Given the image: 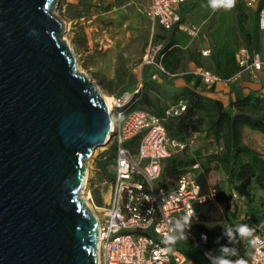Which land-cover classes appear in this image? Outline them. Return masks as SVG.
I'll list each match as a JSON object with an SVG mask.
<instances>
[{"label":"water","instance_id":"95a60500","mask_svg":"<svg viewBox=\"0 0 264 264\" xmlns=\"http://www.w3.org/2000/svg\"><path fill=\"white\" fill-rule=\"evenodd\" d=\"M56 1L0 0V264H98L81 193L111 115L61 37Z\"/></svg>","mask_w":264,"mask_h":264},{"label":"built area","instance_id":"2783aa9c","mask_svg":"<svg viewBox=\"0 0 264 264\" xmlns=\"http://www.w3.org/2000/svg\"><path fill=\"white\" fill-rule=\"evenodd\" d=\"M106 1L115 3L117 0ZM185 1L148 0L146 13L166 30L177 28L195 37L199 30L186 25L180 12ZM241 1L249 12L257 14L259 27L264 33V0ZM161 47V44H151L142 60V65H157L158 72L152 75V79L170 74L161 62ZM208 54L209 50L202 51V55ZM235 60L238 70L227 78L206 68L197 69L195 74L208 84L236 82L247 75L255 83H261L264 91V44L257 52L239 47L235 51ZM143 89L144 81L141 80L132 92L112 96L113 127L108 144L115 146L113 178L101 204L93 197L89 198L99 226L98 264H194L184 252L166 240L165 233L174 236L178 223L181 227V218L190 210L194 212V203L207 198L197 182L200 164L192 165L173 188L160 185L159 180L163 162L173 154L191 148L201 133H194L187 140L169 136L164 118L136 107ZM185 108V103L181 102L166 113L168 116L179 115ZM136 139L138 141L134 144ZM234 197H238L237 194ZM245 219L250 220V216L245 215ZM254 239L257 242L255 245L251 243L248 264H264V228L257 227L251 241Z\"/></svg>","mask_w":264,"mask_h":264},{"label":"trees","instance_id":"16d2710c","mask_svg":"<svg viewBox=\"0 0 264 264\" xmlns=\"http://www.w3.org/2000/svg\"><path fill=\"white\" fill-rule=\"evenodd\" d=\"M70 7H74L70 4ZM235 13V29L241 45L251 52L260 51L264 44V33L259 27L257 14H252L241 0H237L232 8ZM76 14L74 17H80ZM178 30L173 28L154 35V40H162L160 54L165 69L172 74H178L186 64L194 61L201 65L199 53L190 48L179 46ZM225 61H216V69L223 77L233 75L238 66L235 52L227 51ZM167 77L166 74H161ZM123 84V82H121ZM123 91V90H122ZM144 89L136 107L148 109L164 118V124L169 136L187 140L194 133L207 132L211 135V153L191 155L188 148L173 154L163 162V170L159 184L173 188L180 176L189 171L196 162L200 164L197 182L201 193L207 195L204 201L194 203V214L188 223L181 218V227H177L171 244L185 253L187 259L194 264H221L228 261L244 259L249 263L250 252L246 248L239 229L241 224L231 221L230 212L237 210V194L245 200L248 222H259L260 217L253 210L255 194L253 185L264 189V154L251 148L243 141V127L259 131L264 135V94L252 92L245 97L225 104L219 99L204 95L200 91L186 86L181 94H176L170 106H163ZM185 103V110L179 115H167V110L173 106ZM147 104V107L144 106ZM138 139L134 141L137 143ZM104 161H98V166L109 181L113 178L114 150ZM112 167L111 169L108 167ZM222 171L226 176V184L212 182L211 176ZM96 202L102 201L92 192ZM213 218L229 222L219 230H213L210 222ZM185 231H183V229Z\"/></svg>","mask_w":264,"mask_h":264},{"label":"rangeland","instance_id":"374dc122","mask_svg":"<svg viewBox=\"0 0 264 264\" xmlns=\"http://www.w3.org/2000/svg\"><path fill=\"white\" fill-rule=\"evenodd\" d=\"M70 4H73L74 7H70ZM53 13L63 25L64 32L61 37L69 43L73 50L76 56V68L81 73L95 81L104 95L112 96L123 89H132L131 86L136 84L137 77L140 75V70L137 72L134 70L141 65L149 44H158L152 38L156 27L153 28V23L143 12L137 10L134 4L123 8L122 3H107L103 0H58L54 3ZM76 14L81 16L74 17ZM211 26L206 30L209 33ZM177 35L182 39H187L190 36L181 31ZM198 46L199 44L195 40L192 47ZM205 63L207 68H216L214 56L207 58ZM142 73H144V69ZM162 78V83L155 79L144 80L145 89L150 92L153 98L158 99V103L170 106L176 91L171 94L173 89L168 84L171 79L169 77ZM144 106L147 107V104ZM257 140L263 148L262 138H257ZM201 143H204L205 146L208 143L212 144L206 133L203 138H198L191 148H188V153L197 154ZM111 146L107 144L103 146V149L100 146L97 147L94 154L86 160V164L87 162L90 164L86 188L88 191L95 192L102 202L107 196L105 193H107L109 179L98 166V161H104L110 155L113 151ZM211 181L227 183L226 176L222 171L213 173ZM254 188L255 205L253 210L260 217L259 227L264 228V189L256 184ZM84 194L82 188L81 196L84 197ZM93 198L96 202L94 195ZM236 200L238 202L236 212L240 214L231 221L241 224V227L247 226L253 236L257 231L254 224L256 222H248L249 220L242 217L248 210L247 207H244L245 200L241 197H236ZM240 204L241 209L239 208ZM228 223L213 218L210 226L213 230H219L225 228ZM252 236H243L249 252L251 251Z\"/></svg>","mask_w":264,"mask_h":264},{"label":"crops","instance_id":"0c3cea01","mask_svg":"<svg viewBox=\"0 0 264 264\" xmlns=\"http://www.w3.org/2000/svg\"><path fill=\"white\" fill-rule=\"evenodd\" d=\"M103 1L107 2L106 0ZM115 3H122L123 8H125L127 5L134 4L137 10L143 12L145 16L153 23V28L156 27V31L152 35L153 40L156 33L162 32V26L150 18L146 13L148 0H117ZM180 12L185 24L189 27L198 29L199 33L195 37L188 36L187 39L178 37L179 46L184 49L190 48L191 50L199 53L201 65H198L194 61H190L178 74H172L168 71L170 74H166V76L171 79L168 82L170 87H172L171 89H173L171 94H173L175 91L176 94H181L186 86H190L206 96L223 101L225 104H228L231 101L239 100L252 92L264 94L261 83H255L247 75H244L239 81L236 82L220 81L216 84H208L199 75L195 74V71L199 68H206L213 72H219L216 68L210 69L205 66L207 58L214 56L216 61L223 63L225 61V52H235L239 47L242 46L240 38L238 37V33L235 29V13L232 9H213L210 4V0H186L181 6ZM210 25L212 26L209 33V31L206 30ZM183 40L185 41L183 42ZM195 40L198 42L199 46L193 48L192 43ZM156 42L161 45L164 43L160 39H158ZM150 45L151 43L149 46ZM204 50H209V54L205 56L202 55V51ZM158 60L159 57L156 58V61ZM143 69L144 73L141 74ZM138 70H140V75L137 77L136 84L131 86L132 89H123V91H120L119 93L112 96L119 95L123 92H132V90L136 89L141 80H152V75L158 72V67L156 64L142 65L141 62V65L134 71L137 72ZM155 80L159 83H162V75H160L159 78ZM205 133L211 137L209 133L204 132L201 133L199 139L203 138ZM257 138H262V142L264 143V135L262 133L252 130L247 126L243 127V141L251 148L264 154V147L262 148V146H260V142L257 140ZM200 147V149L198 148L199 152L194 155H205L207 153H211V151L215 148L209 143L207 146H205L204 143H201ZM244 207H247L246 203H244ZM239 208L241 209V204ZM239 214L240 213H237L236 210H232L230 212V217L233 220L235 219L234 217H237ZM245 215L242 217L244 218ZM254 224L256 228L259 227V222Z\"/></svg>","mask_w":264,"mask_h":264},{"label":"clouds","instance_id":"9594fccd","mask_svg":"<svg viewBox=\"0 0 264 264\" xmlns=\"http://www.w3.org/2000/svg\"><path fill=\"white\" fill-rule=\"evenodd\" d=\"M235 3H236V0H210V4L212 6L213 9H217V8H225V9H231L235 6ZM194 212L193 210H190L186 216H184V221L185 223H188L190 218L193 216ZM177 227H180L179 223L177 224ZM157 231H160V229H157ZM239 232L242 236H252V232L249 230V228L247 226H243V227H240L239 229ZM165 237H166V240L169 241V242H175L176 241V237L174 236H168L167 233H165ZM256 240H252L251 243L253 245L256 244ZM162 251H170V250H166V249H163ZM221 264H229L228 261H221ZM236 264H247V261L244 260V259H241V260H238L236 262Z\"/></svg>","mask_w":264,"mask_h":264},{"label":"bare ground","instance_id":"6f19581e","mask_svg":"<svg viewBox=\"0 0 264 264\" xmlns=\"http://www.w3.org/2000/svg\"><path fill=\"white\" fill-rule=\"evenodd\" d=\"M104 99H105L106 105H107L108 110H109L110 115H111V109H112V106H113V98H112V96L104 95ZM112 127H113V121H112V117H111V129H112ZM105 145H106L105 143L102 144L100 146V148L103 149L104 148L103 146H105ZM96 149H94V151H93L92 154H94V152L96 151ZM89 174H90V164H89V162H87V171H86V174H85V181H84V185H83L82 188H83V192H85L84 198L86 200L87 205L94 211V207L91 204V202L89 201V198L90 197H93L92 192L91 191H88V189L86 188V186H87V178H88ZM85 190H87V191H85Z\"/></svg>","mask_w":264,"mask_h":264}]
</instances>
